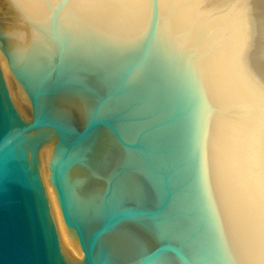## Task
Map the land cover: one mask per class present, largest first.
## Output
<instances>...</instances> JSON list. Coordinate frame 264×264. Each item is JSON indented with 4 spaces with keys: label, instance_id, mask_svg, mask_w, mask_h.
<instances>
[{
    "label": "water",
    "instance_id": "95a60500",
    "mask_svg": "<svg viewBox=\"0 0 264 264\" xmlns=\"http://www.w3.org/2000/svg\"><path fill=\"white\" fill-rule=\"evenodd\" d=\"M261 60L257 0H0V264H264Z\"/></svg>",
    "mask_w": 264,
    "mask_h": 264
},
{
    "label": "snow or ice",
    "instance_id": "6c2138e0",
    "mask_svg": "<svg viewBox=\"0 0 264 264\" xmlns=\"http://www.w3.org/2000/svg\"><path fill=\"white\" fill-rule=\"evenodd\" d=\"M88 2L97 3V2H103V0H88ZM116 2L126 5V6H131V5H136V4L141 3L143 2V0H116Z\"/></svg>",
    "mask_w": 264,
    "mask_h": 264
},
{
    "label": "bare ground",
    "instance_id": "6f19581e",
    "mask_svg": "<svg viewBox=\"0 0 264 264\" xmlns=\"http://www.w3.org/2000/svg\"><path fill=\"white\" fill-rule=\"evenodd\" d=\"M216 1H218V2H225V1H227V0H216ZM257 1L259 2L260 6H261V7L263 8V10H264V0H257ZM259 64H260L261 67L264 68V60H261V61L259 62Z\"/></svg>",
    "mask_w": 264,
    "mask_h": 264
}]
</instances>
